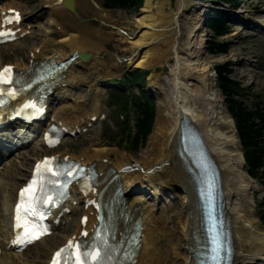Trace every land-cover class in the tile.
<instances>
[{
  "label": "bare ground",
  "instance_id": "bare-ground-1",
  "mask_svg": "<svg viewBox=\"0 0 264 264\" xmlns=\"http://www.w3.org/2000/svg\"><path fill=\"white\" fill-rule=\"evenodd\" d=\"M17 1H4L0 12L7 11L9 8L20 10ZM46 1V5H51L55 9L54 13H56L57 18H65L67 16V19H72L66 13V1ZM186 2L187 0H176L175 6H173L170 2L155 4L153 0H145L142 14L134 20L138 33L132 38L127 37L130 40L129 44L133 48L129 62L134 68H156L163 61V64H169V68L171 69V74L158 77L160 83L159 89L164 92L165 96L166 112L160 121L155 124L154 131L150 135L153 146L151 151L153 158L149 163H143L144 174H137V172L130 173L134 164H132L131 159H128L124 155H119L115 149L107 147L94 146V149L92 148L89 152L83 153L77 160H81L84 165H95L100 173L106 174L109 170L115 171L112 177L118 175V178L121 179L123 185L127 188L136 185L145 187L146 182H152L155 184V186L150 185L152 188L156 186L165 189L176 187L175 189L182 192L181 201L186 208L184 214L180 215L178 220V231L181 240L171 243L170 252L167 253L166 251L164 254L162 251L164 246L168 247L170 244L167 236L168 233L164 231L160 222L154 219L152 216L153 210H149L148 203L144 205L139 203L142 200L146 201V197H136L129 204L130 206L125 207L123 210L125 217H121V214L118 213V217L121 219L119 228L125 230L135 226V222L138 220L135 205L139 203L138 206H142L141 210L143 214L139 223L142 227L141 246L135 251L137 264H194L192 254V249L196 245L194 232L200 229L199 213L195 209L197 199L193 185L191 184V178L185 172L182 160L178 155L180 124L183 116L187 115L204 138L211 157L216 161L221 171L225 190L226 213L235 233L233 237L235 264L264 261V233L256 230L254 228L255 223L251 220L253 211L252 197L253 192L256 190L255 184L257 183L249 175V177L247 176V167L239 147L240 142L238 136H236L235 123L227 110L221 107L222 96L219 91L216 94L209 75V72L216 64L225 62L229 56H210L205 58L201 56L198 50L192 49V42L198 33L195 25L200 20V17L195 18V20L192 19L193 23H196L191 25L188 31V23H181L180 21L182 14L187 8ZM259 2L263 6L257 10V14L264 18V0H259ZM257 6L256 8H258ZM250 14L252 15L253 13L250 12ZM253 18H255L254 15ZM261 22V24H264V19ZM51 23L54 24V21ZM183 24L188 25V27L186 28ZM18 28H21L23 32H27L28 23L26 18L22 26ZM74 28L79 31L80 36H64L58 44L54 43L50 45V43L44 42L40 50L29 54L28 60L39 62L52 59L61 63L68 60L76 52L82 54L87 53L88 49L100 48L98 44L91 41L96 39L100 43L104 41V37L96 32L95 29L83 28L81 23L76 24L71 29L73 30ZM186 30L188 33H186ZM185 33L188 39L182 43V36ZM32 34L34 35V33ZM239 35V31L233 33L235 37H239ZM157 45L163 46V51L159 50ZM51 47H57V49H54L48 55V50ZM182 49H184L183 52ZM92 62L95 63L92 55L91 59L87 62L82 61L81 58L76 60L70 67L64 68L55 75V83L63 84L64 82H70L72 84L75 81H81V78L83 79L84 77L81 70L87 69L90 71L95 66ZM28 64L30 63L28 62ZM97 65H99L98 62ZM1 66L0 64V68ZM18 67L21 68L20 66ZM30 76H33V73ZM62 112H64L63 115L70 116L74 113L70 111V108H66L64 111H58V115H62ZM64 123L66 126L70 125H67L65 121ZM70 128L74 130L76 126L72 125ZM21 137H25V135ZM28 159L30 158L23 155V162L19 165H25L24 167H16L18 165L13 164L14 170L9 173V179L0 175V189H2V192L5 191L7 193L6 197H8L9 202L13 198H16L15 192L17 191V186L26 177L28 166L31 163H23L24 160L28 161ZM123 169L126 172L122 171ZM115 186H117V181L113 182L110 187L113 189ZM72 189H74V194L79 196L77 189L75 187ZM3 197L1 198V206L4 205L3 207H5L8 205V201ZM78 198L80 199V197ZM73 200H77V196H74ZM6 208L4 210L7 214L6 216H11L12 210L9 213ZM74 210L76 208L73 207V212ZM89 213L90 210L87 212V215ZM129 217H131V221L126 223V218ZM90 223L94 224V219ZM240 224L244 225V231L242 235L237 236ZM78 227L79 231L77 234L81 231L80 224L76 226V229ZM64 231L67 233L69 228L63 230L62 233ZM62 233L58 234V236L56 235L52 242L53 244L47 245L46 249L43 250L45 254H43V259L51 251V247L56 246L60 241L62 242L72 237L71 235L70 237L65 236L63 238ZM160 241L165 242L164 246L161 245ZM44 242L46 240L40 244ZM5 257L9 256L2 251L0 264H7L3 260ZM12 257L16 260L15 264L25 263L21 262L20 256Z\"/></svg>",
  "mask_w": 264,
  "mask_h": 264
},
{
  "label": "rangeland",
  "instance_id": "rangeland-1",
  "mask_svg": "<svg viewBox=\"0 0 264 264\" xmlns=\"http://www.w3.org/2000/svg\"><path fill=\"white\" fill-rule=\"evenodd\" d=\"M144 1L145 0L142 1V5L140 7L130 11H125L108 10L104 7L103 0H74V3L76 2L75 12L72 13L68 10L66 11L68 16L72 18L71 21L70 19H67V16H65V18H57L56 13H54L55 9H53L51 5H46V0H21L20 5L22 7V10L27 20L30 21L32 32L34 33V35L36 34V36L32 34L23 42L21 41L11 46L0 47V64L4 65L6 63H11L13 65L19 66L24 65L26 64V62H28L29 54L32 51H35L37 48L41 47L44 42L50 43V45H52L54 43L58 44L64 36H80L78 30H75V28L73 30L71 29L78 23H81L83 28H90V30L95 29L96 32L104 37V41L100 43L97 39L91 40L93 43L98 44L100 48H91L86 51L94 57L95 63L92 62V64H95L94 67L96 68L93 67L92 69H90V71L87 69L81 70L85 81H83L84 79L81 78L80 82L83 83L81 84L80 89L84 91V94L77 99V102H80L81 104V109L80 112L75 115L78 116V120L80 121L89 119L90 116L94 114V105L100 106L99 110L102 113H107V109H109L108 95H106V92L102 88V83L109 80H118L125 78L127 74L137 70L132 65H130L129 62L133 53V48L129 44L130 40L127 39V37L132 38L138 33V29L134 24V20L142 14ZM153 1L155 4L170 2L173 6H175L176 2V0ZM257 3L258 1L256 0L252 3L249 2L250 6H248V4L241 5L239 12L244 13L250 10V12L253 13L251 19L262 21L264 18L257 14V10L260 9L263 5L257 6ZM186 4V11L182 14L180 21L181 23H188V31L191 28V25L196 23H193L192 19L195 20V18L203 15L204 12L208 13L213 7H216V3L214 4L212 1L207 2L206 4V2L203 1H197L193 3L187 0ZM256 6L258 8H256ZM219 7L223 6L220 5ZM220 11L226 14L232 13L230 7H225L224 10L221 9ZM253 15L255 18H253ZM52 21H54V24L51 23ZM201 22L202 20L200 19L195 25L197 27L196 29L198 30V33L193 40L191 47L192 49L194 48V50H198L201 56L208 58L211 55H208L206 49H202V47L205 46L206 42H208L212 34L207 29L204 31V29L201 28ZM188 25H185V27L187 28ZM261 27L262 26L258 24L256 25V29L253 31L244 29V27H242L241 25L234 27L233 32L239 31V37L229 35L221 40L222 42H229L228 55H224L225 57L229 56L228 59L225 62L216 64L209 72V75L212 79V84L215 88V92L216 94H218L217 91L219 90L215 69L218 66L224 65L226 63L231 64V69L233 71L232 79L240 84L241 89L245 91L243 92L244 96H247L245 105L250 110H253L254 108V96L264 98V36H260L259 34L260 29H262ZM187 30L186 33H188ZM186 33L182 36V43L188 39L187 36H185ZM157 46L159 47V50L163 51V46ZM54 49H57V47H51L48 50V55H50ZM183 50L184 49H182V52ZM215 57H223V55H218ZM97 62L99 65H97ZM170 70L171 69L169 68V64L167 65L166 63L165 65L163 64V61H161L160 66H157L156 68L148 67L145 69H141V71H149V76L146 78L145 92L154 94L158 107L151 133L149 134L147 141L143 147L138 148L135 152L128 151V146L124 143L122 144L119 142L118 135L120 134V128L118 127V125L121 119L117 113L111 111L110 109V114L106 123L99 121L98 124H96L94 128H92L88 133L83 134L77 139L68 141L60 150L54 153H60L63 155L68 154L78 157L83 153L89 152L92 148L94 149V146L107 147L109 149H115L119 155H124L128 159H131L132 164L135 163L140 168V171H138L137 174L143 175V163H149V161H151L153 158L151 152L153 146L151 144L152 140L150 139V135L154 131L155 124L160 121L161 117L164 116L166 112L165 96L164 92L159 89L160 83L158 77H164L169 73L171 74ZM133 93L135 94L136 92L134 91L132 92V94ZM245 93H249L250 95H246ZM64 106L65 105L60 104L59 109L63 108ZM221 107L227 110L223 98ZM61 111H64V109L60 110L59 112ZM133 123L134 120L131 121V125L134 126ZM239 147L242 151L241 143ZM23 155H26L28 158H30L28 159V161L24 160L23 164H26L27 162H30L31 164L28 166L26 177L22 181H20L17 188L20 187L28 178L30 170L38 157L40 155L43 156L39 142L34 143L24 150H21L20 154L18 155L19 157L12 162L0 165V175H3V177L9 179V173L14 170L13 164L18 165L16 167L25 166L19 165L23 162ZM253 181L257 184H255L256 190L255 192H253L252 197L253 211L251 220H253L255 223L254 228H256V230L260 231L261 233H264V226L262 224V221L260 220V216L264 212V187H262V185L255 179ZM149 184L155 186V184H153L152 182H149ZM168 188L177 190L175 189L176 187ZM6 195L7 193L5 191L2 192V189H0V213H2V220L4 221L7 219V214L6 212H4L5 208L7 207L6 209H8L9 213L11 210V203L9 202V199L8 197H6ZM3 196L8 201V205L5 207H3L4 205L1 206V198ZM171 206H175V208L172 210ZM184 206L185 205L182 204V201L177 198L172 202H168V204L162 203L159 211L154 209V211L157 212L149 209L150 211H152V216L154 217V219L158 220V222H160V224L163 226L164 231L168 233V241H170L169 246L165 247V242L160 241L161 245L164 246L162 248L164 254L166 251L167 253L170 252L171 243L176 242L177 240H181L178 231V220L179 216H182L185 212ZM76 223H78V218L76 220ZM73 228L74 226L71 227L69 231H67L68 233H66L65 231L64 233L61 232L62 237H67L72 232ZM243 228L244 225L240 224L237 231V236L242 235V232L244 231ZM55 237L56 236L50 237L43 244L30 249L26 254L20 256V259L22 260L21 262H25V264H46L52 250L56 249L64 242L60 241L58 242V244H56V246L51 247V251L43 259V250L46 249L47 245L53 244L52 242ZM179 245H181V243H179ZM3 260L7 264H15L13 258L10 259L9 257H6ZM256 264H264V262L259 261Z\"/></svg>",
  "mask_w": 264,
  "mask_h": 264
},
{
  "label": "trees",
  "instance_id": "trees-1",
  "mask_svg": "<svg viewBox=\"0 0 264 264\" xmlns=\"http://www.w3.org/2000/svg\"><path fill=\"white\" fill-rule=\"evenodd\" d=\"M105 8L130 11L142 5L143 0H103ZM237 6V2H231ZM208 28L214 33L209 44L210 55L227 54L229 46L221 43L219 39L230 32L226 25V18L214 14V18L208 21ZM218 86L225 99L226 106L236 123L237 133L241 141L249 173L258 178L264 169V105L257 103L254 110H250L243 103L240 86L232 80L233 71L231 65L218 66L216 68ZM144 72H133L129 75L127 82L131 84L143 83ZM123 110H132L136 121L134 129L128 122L121 127L122 135L120 143L128 145L131 151H137L145 145L156 117L155 102L142 93L140 98L131 103L127 101ZM264 177V175H263ZM264 186V178L261 180ZM264 207V206H263ZM264 223V214L261 217Z\"/></svg>",
  "mask_w": 264,
  "mask_h": 264
},
{
  "label": "water",
  "instance_id": "water-1",
  "mask_svg": "<svg viewBox=\"0 0 264 264\" xmlns=\"http://www.w3.org/2000/svg\"><path fill=\"white\" fill-rule=\"evenodd\" d=\"M66 3H67L68 9H70L71 11H74V8H75L74 0H69V1L66 0ZM81 58L86 61V60H89L91 58V56L89 54H82ZM186 130H192V131L199 133L198 129L194 126L192 120L187 115H184L182 120H181V124H180V134L185 135ZM179 152L183 158V162H184L185 169H186L187 173L193 174V176H190L192 181H193V177L198 178V173H195L193 171L192 167H190L189 160L184 156L181 148L179 149ZM197 171H199V170H197ZM197 206H198V210H201L200 205H197ZM200 215H202V214H200Z\"/></svg>",
  "mask_w": 264,
  "mask_h": 264
},
{
  "label": "snow or ice",
  "instance_id": "snow-or-ice-1",
  "mask_svg": "<svg viewBox=\"0 0 264 264\" xmlns=\"http://www.w3.org/2000/svg\"><path fill=\"white\" fill-rule=\"evenodd\" d=\"M2 80H3V75L0 74V81H2ZM45 164H47V161H45ZM40 167H41L40 165H37V171H39ZM33 183H35V180L33 181ZM32 188H33V185L30 184L27 188H25L21 191L22 203L24 202L23 197H24L25 193H30V190ZM18 210H19V206H18ZM25 233H26V237L34 238L32 230L29 229L27 226H25ZM70 244H71V242H70ZM61 251H64V250H61ZM57 255H60V253L58 252ZM83 255L91 256L92 252H87V253H84ZM96 260H97V264H100V257H97Z\"/></svg>",
  "mask_w": 264,
  "mask_h": 264
}]
</instances>
